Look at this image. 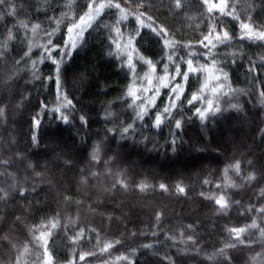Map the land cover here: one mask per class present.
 I'll use <instances>...</instances> for the list:
<instances>
[{
  "label": "trees",
  "instance_id": "1",
  "mask_svg": "<svg viewBox=\"0 0 264 264\" xmlns=\"http://www.w3.org/2000/svg\"><path fill=\"white\" fill-rule=\"evenodd\" d=\"M118 2L127 19L116 25L119 11L105 8L82 39L79 29L70 35L68 27L79 23L89 0L0 4V45H7L0 47V189L8 193L0 200V264H45L44 241L32 229L53 218L60 225L47 237L51 264H264V213L258 211L264 208V41L241 39L242 22L264 28V0H227L233 15L207 10L219 0H182L180 9L175 0ZM138 13L145 14V24L166 29L174 47L165 48L150 28L141 27ZM213 26L231 39L205 48L200 42ZM137 29L132 51L124 45ZM70 39L78 43L60 64L58 95L53 60L61 61ZM46 47L53 48L51 59ZM169 55L182 71L189 58L203 70L186 82L172 80ZM140 57L152 61L155 71ZM165 63L167 87L159 79ZM218 69L227 73L226 81ZM176 84L183 85L177 108L154 127ZM65 95L72 101L60 109L67 124L54 111ZM193 95L200 98L189 103ZM209 99L221 111L201 121L196 110ZM141 106L148 110L142 121L136 118ZM129 124L134 128L122 137ZM237 161L239 172L231 167ZM250 174L254 180H247ZM142 183L148 185L144 191ZM221 194L229 201L226 210L215 203ZM253 221L258 227H247ZM245 227L240 243L229 230ZM80 229L84 238L73 242ZM84 253L89 255L79 260Z\"/></svg>",
  "mask_w": 264,
  "mask_h": 264
},
{
  "label": "snow or ice",
  "instance_id": "2",
  "mask_svg": "<svg viewBox=\"0 0 264 264\" xmlns=\"http://www.w3.org/2000/svg\"><path fill=\"white\" fill-rule=\"evenodd\" d=\"M143 2L144 0H139V3L141 6H143ZM203 3L208 4L209 0H202ZM5 3V0H0V4ZM183 4H182V0H175V7L177 9L182 8ZM88 11L79 18V23H73L72 26L68 27V32L71 35V33L73 32V29H79V31L76 33V35L82 39L83 38V33L84 31L87 30V28L92 26V22H94L99 16L100 14L104 11L105 8H116L119 11V19L116 21V25H119L120 22L122 20H126L129 13L127 12V10L123 7H121V4L118 2V0H107V2H105V0H89V3L87 5ZM213 9H217L222 15H233V13L235 12V7L232 6L230 8V6L227 3V0H219V3H212L209 7H208V11L212 12ZM13 13H9V15H12ZM144 13H138L136 14L135 18L137 20V22L140 24L141 27H148L150 28V30L155 33V35L157 37H159L163 43H164V47L165 48H172L174 47V42L170 39H168V33L166 31V29H164L163 27H153L152 24H145L144 21L142 20V17L144 16ZM233 18L235 19H239L238 16H234ZM149 21H151V17L147 18ZM26 27V25H25ZM39 25H34L33 26V31H35L36 28H38ZM241 29H242V36L241 39L243 38H247L250 40H261L264 41V28H258L256 27L254 24H250V23H241ZM115 31L117 32V34L122 35L120 28L119 27H115ZM214 34V35H213ZM49 36L52 35V33L48 34ZM140 36V30L137 29L135 32V35L129 36L127 39V42L125 43V47H131L132 51H136V49L134 48V41L136 39V37ZM12 38L11 35V30H9V39ZM230 36L226 31L223 32H217L215 26L212 27L211 31L209 32L208 35H206L204 37V39L200 42L201 45L205 48H208L209 45H211L212 48H215L217 44H222L228 40H230ZM205 41H207V43H205ZM215 41V43L213 42ZM51 40L49 39L48 44H51ZM77 43L78 41L75 39H70V41L68 43H66L65 47L68 49L66 52L62 53V58L61 61H56L53 60V63L56 65V86H57V92L58 95H63L62 90H61V83H60V64L63 61V58L66 56H70L71 55V50L75 49L77 47ZM113 43L116 44L117 49L120 48V44L117 41H113ZM6 43L4 45H0V47H4L6 48ZM190 47V46H189ZM54 48V46H53ZM53 48H45V51L48 53V57L49 59H51V51L53 50ZM31 51V46L29 47V52ZM209 51H211V49H209ZM3 53L0 52V55H2ZM29 53L26 52L25 55H28ZM191 55V53L189 54ZM44 57H41V62H43ZM140 59L144 60V62L146 64L149 65V67L153 70V72L155 71V65L152 63V61L150 60H145L144 57H140ZM131 60V54H129V61ZM168 60L169 62L174 64V73L175 75L171 76L172 80H175L176 77H181L185 82L188 80V77L190 74L192 73H197L198 71L203 70L202 68H198L196 66H194V61L193 59L189 58L185 61L187 68L182 71L180 68L179 63H176L175 61L172 60V55L168 56ZM213 66H215L216 61L215 59H213ZM36 66V62H33V67ZM129 68H133V65L131 63L128 64ZM168 68H169V64L165 63L164 64V71H165V76L164 77H160V82H161V86L163 87H167L168 84L164 83V81L169 77V73H168ZM250 70H254V66L253 69ZM218 71L222 72V69H218ZM35 75V73H34ZM222 75L224 77V80H227V73H223ZM217 80L220 79L219 76L216 77ZM150 83V82H149ZM147 90V89H145ZM201 91H203V89H201ZM213 91L215 92L216 89H213ZM183 92V85L182 84H176L174 87H172V93H174V98L172 99V102L166 106L163 110V113L161 114H157L155 117V120L153 122V126L154 127H159L165 119H168L172 116V112L173 110H175L177 108V104L176 101L179 100L181 98V94ZM128 94L130 96H133L134 100H135V93L129 89ZM156 94H159V88L156 89ZM262 96H264V93H261ZM200 97L197 95H193L192 100L189 101V103H192V101L199 99ZM64 99V103H62L60 105V107L54 109V111L59 112V119L62 120L64 123H69V119H68V115L64 114L63 112L60 111L61 108H67L69 106H72V101L69 100L67 98V96L65 95L63 97ZM155 100V96L152 97V101L154 102ZM207 107L204 109H197V115L199 116V118L201 119V121H204L208 118V115H215L216 113L220 112L221 109L218 106H214L213 105V101L212 100H208L207 101ZM233 107H235V105H233ZM3 108H0V116L3 115ZM148 110L146 107L141 106L140 110L136 113V118L138 120H143L144 117L147 115ZM81 121L83 123H86L85 118L83 116L80 117ZM39 119L34 118V126H39ZM182 126V122L181 120H175V127L177 129L181 128ZM134 128V124H129L126 127L123 128V131L121 133V136L123 137L125 134L129 133V131L131 129ZM36 136L35 134L32 136V140L33 143L36 142ZM173 143H175V141H173ZM98 152H99V146H97L93 152H92V159L93 160H97L98 159ZM4 163H7L6 161H4ZM231 167H233L237 172H239L240 169V163L239 161H237L234 165H231ZM227 171V170H226ZM39 175V174H37ZM95 175V174H94ZM255 176L254 175H249L247 177V180L251 181L254 180ZM117 183H119L121 185V187H127V185L121 180V181H117ZM148 187V185L146 184H140L139 188L141 191H144L146 188ZM160 189L162 190H167L166 185L164 184H160L159 185ZM219 187V186H218ZM177 191L183 193L184 192V188L177 185ZM21 196H23L25 194V190H20L19 193ZM8 193L4 190V189H0V200H4L7 198ZM68 197H65V200H68ZM215 203L219 206L220 210H226L229 207V201L226 199L224 194L219 195V197L215 198ZM258 211L264 213V208H260L258 209ZM156 220L159 221L160 220V214L158 213L156 216ZM60 225V220L53 218L48 220L46 223H42L40 226H34L33 227V231H39V236H36L35 239L37 240H43L44 244H45V255L48 256V259L46 260L45 264H51V257L50 255H48L47 252V237H49L52 234V230L56 229L58 226ZM191 227V225L189 226ZM247 227H251V228H257L258 225L256 224L255 221H253V223ZM247 227L245 228H232L229 231L231 233L234 234V239L240 243H244V241L241 239V234L244 233L247 230ZM261 235L264 236V228L260 229ZM84 238V229H80L76 235H74L73 237H71L73 242H76L77 240L83 239ZM188 239H192V237H189ZM118 242V241H117ZM113 245L111 243L106 244L103 248L102 251H107L108 248H111ZM145 247H150V245H145ZM225 247H235V244H231V245H226ZM24 251H27V247H25ZM221 253H223V249L220 250ZM89 255V253H84V254H80L79 255V260H84L85 256ZM123 259H126V257H122ZM18 264V261H17ZM73 264H75V262H73Z\"/></svg>",
  "mask_w": 264,
  "mask_h": 264
},
{
  "label": "rangeland",
  "instance_id": "3",
  "mask_svg": "<svg viewBox=\"0 0 264 264\" xmlns=\"http://www.w3.org/2000/svg\"><path fill=\"white\" fill-rule=\"evenodd\" d=\"M149 82L151 83V80L148 79V81H147V84H148V85L150 84ZM169 82L172 83L171 81H169ZM174 86H175V85H174ZM174 86H173V87H174ZM145 89L148 90V86H146ZM147 90H144V92H146ZM171 91H172V87H171ZM173 98H174V96L172 97V99H173Z\"/></svg>",
  "mask_w": 264,
  "mask_h": 264
}]
</instances>
